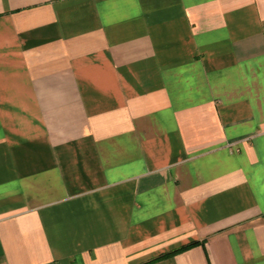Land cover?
Segmentation results:
<instances>
[{"label":"crops","instance_id":"0c3cea01","mask_svg":"<svg viewBox=\"0 0 264 264\" xmlns=\"http://www.w3.org/2000/svg\"><path fill=\"white\" fill-rule=\"evenodd\" d=\"M0 264H264V0H0Z\"/></svg>","mask_w":264,"mask_h":264},{"label":"trees","instance_id":"16d2710c","mask_svg":"<svg viewBox=\"0 0 264 264\" xmlns=\"http://www.w3.org/2000/svg\"><path fill=\"white\" fill-rule=\"evenodd\" d=\"M194 244H195V243H190V244H188V245H185V246L181 247L180 250L186 249V248H188V247H190V246H193ZM175 252H177V250H176ZM162 256H165V255H162Z\"/></svg>","mask_w":264,"mask_h":264}]
</instances>
